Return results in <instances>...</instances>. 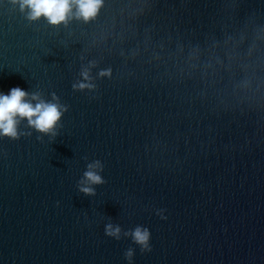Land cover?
<instances>
[{
	"label": "water",
	"instance_id": "1",
	"mask_svg": "<svg viewBox=\"0 0 264 264\" xmlns=\"http://www.w3.org/2000/svg\"><path fill=\"white\" fill-rule=\"evenodd\" d=\"M14 86L61 116L0 135V264H264V0H102L56 25L0 0Z\"/></svg>",
	"mask_w": 264,
	"mask_h": 264
},
{
	"label": "clouds",
	"instance_id": "2",
	"mask_svg": "<svg viewBox=\"0 0 264 264\" xmlns=\"http://www.w3.org/2000/svg\"><path fill=\"white\" fill-rule=\"evenodd\" d=\"M101 2L102 0H19L21 10L27 8L30 19L43 16L53 25L65 22L72 13L73 7H75V15L78 18L88 20L96 15ZM103 74L105 73L102 72L101 75ZM84 75L87 77L86 72ZM85 86L90 87L91 85H80V87ZM28 95L26 90L19 86L10 88L7 93L0 92V135L11 137L17 135V117L27 118L28 123L41 132H49L54 129L61 116L59 105L46 102L35 94L32 96V99L36 101L33 104L31 100L27 99ZM97 165L98 162L89 164L88 170L84 173V186L81 190L85 193L93 191L87 185L102 182L100 175L93 171ZM107 231L108 234L115 235L119 232V228L113 229L111 225H108ZM132 236L142 248L151 250L148 244L150 236L148 229L137 227ZM128 256H131V250H129Z\"/></svg>",
	"mask_w": 264,
	"mask_h": 264
}]
</instances>
